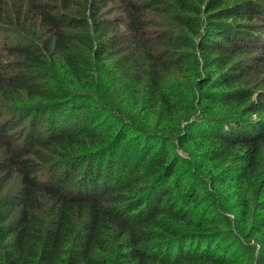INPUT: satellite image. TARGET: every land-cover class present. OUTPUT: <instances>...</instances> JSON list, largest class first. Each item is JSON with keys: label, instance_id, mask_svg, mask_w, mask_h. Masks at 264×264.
<instances>
[{"label": "trees", "instance_id": "1", "mask_svg": "<svg viewBox=\"0 0 264 264\" xmlns=\"http://www.w3.org/2000/svg\"><path fill=\"white\" fill-rule=\"evenodd\" d=\"M0 264H264V0H0Z\"/></svg>", "mask_w": 264, "mask_h": 264}, {"label": "rangeland", "instance_id": "2", "mask_svg": "<svg viewBox=\"0 0 264 264\" xmlns=\"http://www.w3.org/2000/svg\"><path fill=\"white\" fill-rule=\"evenodd\" d=\"M165 27H166V26H165ZM162 29H164V28H162ZM164 30H166V29H164ZM7 33H8V34H4V35H5V36L13 35L11 32H7ZM12 39L15 40L16 38L13 37ZM1 43H2V42H1ZM3 109H5V108H3ZM49 115H50V114H49ZM49 115H48L47 117L44 118V123L48 122V117H49ZM77 120H80V117H77ZM178 151H179V153H180L181 155H183V156H185V157L187 156V153H185L182 149H179ZM18 185H19V184L16 182V183H12V184L10 185V187H11L12 189L14 188L13 191H15L16 188L18 187ZM12 189H11V190H12ZM13 191H12V192H13Z\"/></svg>", "mask_w": 264, "mask_h": 264}]
</instances>
